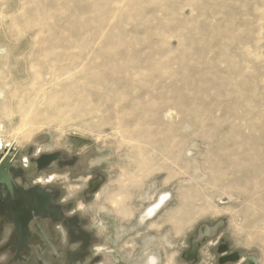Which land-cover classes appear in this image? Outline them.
<instances>
[{
  "label": "rangeland",
  "instance_id": "rangeland-1",
  "mask_svg": "<svg viewBox=\"0 0 264 264\" xmlns=\"http://www.w3.org/2000/svg\"><path fill=\"white\" fill-rule=\"evenodd\" d=\"M30 147L82 160L38 174ZM9 149L99 264H264V0H0Z\"/></svg>",
  "mask_w": 264,
  "mask_h": 264
},
{
  "label": "flooded vegetation",
  "instance_id": "flooded-vegetation-1",
  "mask_svg": "<svg viewBox=\"0 0 264 264\" xmlns=\"http://www.w3.org/2000/svg\"><path fill=\"white\" fill-rule=\"evenodd\" d=\"M30 153L33 154V158L41 156L34 155V147H31ZM69 156L73 155L69 154ZM10 160L13 162L16 171H19V168L23 169L22 173L16 175L11 173L17 186H24L25 188L52 186L33 182L26 173L25 165L20 163L21 161L12 156ZM81 160L82 157L79 156L71 166L67 167L73 168ZM33 162L38 174L53 169L59 170L58 165L60 163L57 162L44 167L42 170H38L37 163ZM71 207L66 215L71 216L74 221L70 225L69 223L63 225L51 218L28 214L23 207L19 206V197L11 200L5 190V185L0 186V264H99L103 260V255L92 252L95 242L98 240H93L94 232L89 228L86 219L77 212H73ZM76 214H78V218ZM76 240L81 246L78 251L83 250L80 255L76 253L77 247L74 246ZM106 260H108L107 257Z\"/></svg>",
  "mask_w": 264,
  "mask_h": 264
},
{
  "label": "water",
  "instance_id": "water-1",
  "mask_svg": "<svg viewBox=\"0 0 264 264\" xmlns=\"http://www.w3.org/2000/svg\"><path fill=\"white\" fill-rule=\"evenodd\" d=\"M31 148V147H30ZM29 148V149H30ZM20 151V154L26 153L31 157V161H35L38 165V170L46 168L48 165L53 163H60L58 165L59 169L71 166L75 161V156H72L71 161H67L69 154L61 151H56L49 154H43L40 157L33 158V154L27 153L29 150ZM14 149H9V151L0 158V186L5 185V190L11 200L17 199L19 197V206L24 208L28 214H34V216L51 218L53 221L58 222L63 225L73 223V218L66 215V212L72 206L71 204H62L59 199L61 197V190L57 187L52 186H36L31 188H25L24 186H17L11 173L15 175L17 173H22L23 169L19 168L16 171L13 162L10 160L11 154ZM3 190V189H2ZM77 214V218H78ZM77 221V220H76Z\"/></svg>",
  "mask_w": 264,
  "mask_h": 264
},
{
  "label": "bare ground",
  "instance_id": "bare-ground-1",
  "mask_svg": "<svg viewBox=\"0 0 264 264\" xmlns=\"http://www.w3.org/2000/svg\"><path fill=\"white\" fill-rule=\"evenodd\" d=\"M31 149V148H30ZM30 149L27 151V153L29 152L30 153ZM23 155H27L26 153H24ZM76 158H75V161L79 158V156H75ZM73 158H72V156H69L68 157V159H67V161H71ZM147 160V159H146ZM96 181V180H95ZM97 182H95L94 183V189H95V187H97V184H96ZM167 201V199H166V196H164V197H162L154 206H152L151 207V209L149 210V212H148V214L149 215H153L157 210H159V208H161V206L165 203ZM166 204V203H165ZM164 206V205H163ZM120 207H122V209L120 208L119 209V214H121V215H123L124 214V209H125V205H121ZM193 210V209H192ZM195 213V212H194ZM126 215V214H125ZM127 216H129L128 214H127ZM125 217V216H124ZM203 231L204 232H207V234H210V235H212V234H214L215 233V231H216V229H213V228H211V227H204L203 228ZM92 237H93V240L94 241H96V240H98V237H97V235H95V234H93L92 235ZM195 250H196V246L190 251V253H189V256H190V258H191V256L195 253ZM238 253V254H237ZM237 255H238V257H237ZM231 260H233V261H235V260H239V259H241V254L239 253V252H232V253H230V254H228L227 255ZM252 258V259H251ZM153 259H154V257H153ZM250 259V260H249ZM249 260V261H248ZM248 262H247V264H258V261H257V259H255L254 257H250V258H248ZM155 262V261H154ZM169 262V261H168ZM246 262L244 263V264H246ZM150 264V263H149ZM152 264V263H151ZM153 264H155V263H153ZM168 264H171V263H168Z\"/></svg>",
  "mask_w": 264,
  "mask_h": 264
},
{
  "label": "crops",
  "instance_id": "crops-1",
  "mask_svg": "<svg viewBox=\"0 0 264 264\" xmlns=\"http://www.w3.org/2000/svg\"><path fill=\"white\" fill-rule=\"evenodd\" d=\"M213 236H214V235H213ZM237 254H238V253H237ZM237 257H238V255H237ZM249 260H250V259H249ZM249 260H248V261H249ZM248 261H247V262H248ZM247 262H246V264H247Z\"/></svg>",
  "mask_w": 264,
  "mask_h": 264
}]
</instances>
